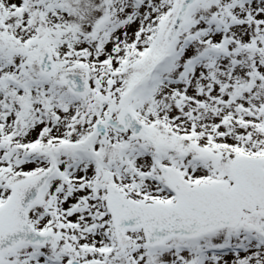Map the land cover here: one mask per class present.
<instances>
[{
  "label": "snow or ice",
  "instance_id": "6c2138e0",
  "mask_svg": "<svg viewBox=\"0 0 264 264\" xmlns=\"http://www.w3.org/2000/svg\"><path fill=\"white\" fill-rule=\"evenodd\" d=\"M0 264H264V0H0Z\"/></svg>",
  "mask_w": 264,
  "mask_h": 264
}]
</instances>
